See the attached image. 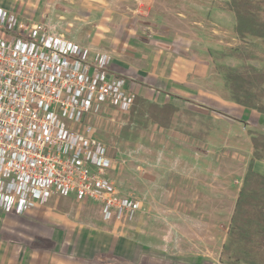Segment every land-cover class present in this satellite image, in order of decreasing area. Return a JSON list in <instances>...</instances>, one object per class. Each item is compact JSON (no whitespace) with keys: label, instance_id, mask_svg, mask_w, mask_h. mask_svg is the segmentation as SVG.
<instances>
[{"label":"rangeland","instance_id":"374dc122","mask_svg":"<svg viewBox=\"0 0 264 264\" xmlns=\"http://www.w3.org/2000/svg\"><path fill=\"white\" fill-rule=\"evenodd\" d=\"M3 1L10 3L8 9L17 20L16 33L28 34L45 16L39 10L32 11L36 18L28 15V9L23 12L24 6H29L32 0ZM40 1L42 4L45 2ZM99 4H103V7L94 9L91 15L79 12L85 18L71 22L73 25L70 22L60 24L62 27L57 26L58 22L45 24L71 36L82 47L80 59L84 62L95 64L103 52L109 51L112 54L111 70L129 77L130 73L119 61L120 52L124 54L132 36L149 37L150 33L146 27L141 30L140 23H137L139 33L136 35L123 26L124 20L133 14L150 22H160L165 27L150 28L152 34L173 37L177 42L171 46L181 52L184 48L192 50L195 54L196 87L191 97L195 102L175 98L174 102L180 108L171 104L177 108L174 126L172 119L169 123L157 122V116H149L148 107L144 109L146 114L141 117L140 125H137L140 122L132 121L131 111L114 116L109 113L100 126L88 122L93 127L94 139L103 143L106 154L109 150L110 157L114 159V167L109 168L107 173L120 195L138 203V209L132 213L109 211L93 200L70 192L66 194L72 196L71 200L64 199L63 207H59L55 215L49 216L46 209H41L37 217H26L27 220L22 219L19 224H10L6 220L3 224L0 221V227H13L14 235L9 238H20L28 247L39 237L44 238L41 244L37 241V246L46 244L54 258L62 257L70 261L84 255L89 262L91 257L101 255L111 264H143L141 244L163 243L160 244L164 246L163 254L167 258H176L171 261L192 263V258L170 255L174 242L180 241L182 249L193 248V245L199 247L201 243L204 245L199 236L208 233L218 220L195 215L220 209L219 200L223 196L219 195L215 185L219 181L227 183L228 193L224 194V198L228 202L225 209L231 223L237 188L243 184L253 157L250 130L264 134V88L257 103L263 108L260 111L237 104L226 82V76L231 72H264V43L255 37H249L247 41L239 39L234 30L236 17L228 6V0H101ZM260 14L264 20V11ZM187 22H195L194 25L191 23L193 32L189 40L184 32ZM167 44L163 43L165 47L170 46ZM243 107L251 109V116L248 117L249 114L241 110ZM190 114L197 115L195 123L190 120ZM232 117L242 118L249 125L239 124ZM130 122L133 124L131 130L134 127L138 130H134L138 133L135 142L122 137L124 126ZM146 146L154 152L142 154L141 150ZM159 147L164 150L169 147L176 149L168 154L156 155ZM180 149L189 153L178 154ZM257 162L255 166L259 173L264 174V161ZM190 164L196 167L200 180L188 170ZM203 178L209 179L211 184L203 185ZM180 189L184 191L180 192ZM205 192H210L212 201L203 204ZM141 208L145 211H141ZM96 232L134 238L140 244L138 251L133 258L119 252L117 259L106 257V253L90 254L85 247L90 243L89 236ZM151 256L156 257L154 254ZM223 260L226 261L224 257Z\"/></svg>","mask_w":264,"mask_h":264},{"label":"built area","instance_id":"2783aa9c","mask_svg":"<svg viewBox=\"0 0 264 264\" xmlns=\"http://www.w3.org/2000/svg\"><path fill=\"white\" fill-rule=\"evenodd\" d=\"M0 27L16 30L2 8ZM79 52L45 23L26 38L0 35V209L23 215L70 192L109 211L138 209L109 177L105 145L87 123L104 107L130 110L135 94L109 71V56L94 68Z\"/></svg>","mask_w":264,"mask_h":264},{"label":"crops","instance_id":"0c3cea01","mask_svg":"<svg viewBox=\"0 0 264 264\" xmlns=\"http://www.w3.org/2000/svg\"><path fill=\"white\" fill-rule=\"evenodd\" d=\"M32 1L33 2L29 6H24L25 8H23V12H26L28 9L30 12H28L29 14H27L31 17L36 18V15H33L32 11H43L45 16L40 19L39 23L58 22L56 23L57 26H61L64 23L69 22V24H72L71 22H76L81 18H85L84 15H81V13L79 12H83L86 14V16H88V14L91 15V12L94 9H101V7H103V4H99L101 0H45L44 4H42L41 1L38 2V0ZM9 4V2H4L3 0H0V8H2L7 13L9 20L11 22H14L15 24V21L17 20H15V18H13V16L11 15L8 9ZM109 9L112 8L109 7ZM22 23L24 22H19V24ZM137 23H140L141 30L146 27L148 29V32L150 33V36H132V39H130V44L126 45L124 49V54L120 52L121 55L119 56V58L121 59L118 58L124 68L128 71V73H130L129 77H126L128 79V85L130 89L134 92L135 96H142L148 101L160 105L174 104L175 106L180 108V105L174 102V100H179L180 98L187 99L188 102L194 103L195 101L191 99L192 95L195 94L197 76L196 62L194 61V52H192V50H186L185 48H181L184 51L181 52L178 50L177 47L171 46L172 43L177 42L173 37H168L167 35H163L161 33L152 34L150 28L165 27V25L161 24L160 22H150L149 20H144L131 14L130 18L124 20L123 26L126 29L132 30V32L134 31V33H136L137 35L139 33V25ZM191 23H193V25L195 24V22H187V27H185L184 29V32L188 36V40L190 39V35L193 32L191 28ZM80 32L81 31H79V33ZM59 34L60 37L70 42H73L74 44L80 47L78 57L81 58L82 47L77 42H75V40H73L71 36L61 32V30H59ZM163 43H168L167 45L170 46L165 47ZM189 51H191L193 54ZM104 55L110 57V62L108 64L109 71L112 73H116L110 68L112 54L109 51L103 52L99 60L95 64H86L95 68L99 65V62ZM241 110L246 114H249L248 117L251 116V109L243 107V109ZM130 111L131 110L120 111L110 107H104L101 114L90 115L88 117L87 123L90 122L100 126L102 123L105 122L104 119L109 117V113H112L114 116L119 115L121 113H128ZM176 117L177 114H175L172 118V126L175 125ZM189 117L190 120L192 119L193 123H195L198 119L197 115L190 114ZM189 117L187 118L189 119ZM109 119L110 118H108V120ZM114 120L115 119L113 118L112 122ZM106 123L108 122L106 121ZM91 128L93 129V127ZM175 149L176 147H169L164 150L160 149L159 147L157 148L155 154H168L173 152ZM181 151L182 149H180V152H178V154L189 153L187 151ZM141 152L142 154L149 155L152 154L154 151L149 146H146L142 148ZM197 152H199V150H197ZM107 154L108 160L106 170L108 172L109 168L114 167L113 165L115 162L113 161L114 159L110 157L109 150H107ZM255 168L256 171L260 172L257 166H255ZM188 170L190 172H193L192 174L195 176V178L197 177L198 180L201 179L194 165L190 164ZM201 183H203V185L205 186H207V184H211L209 179L206 178H203ZM215 185L218 188L217 191L219 195L223 196V198L219 200L220 209L211 212L204 211L201 212L202 215L198 213L197 215H195V217L202 216L204 218H213L218 220V222L214 224V227L209 229L208 233L199 236L200 241L204 242V245L201 243L199 247L193 245V248L189 247L182 249L180 247V241L178 243L177 241H175L173 244V250L170 255L172 254V256H175V254H177L179 258H192L194 261L192 263L191 261H188L187 263L183 264H228L221 260L222 247L227 241L230 223L227 210L225 209L228 199L224 198V194L228 193V188L226 181H219ZM241 185L242 184H239V188H237V195H235V199L238 198ZM182 191L184 190L180 189V192ZM209 194L210 192L204 193L202 197L203 204L212 201V197ZM71 198L72 196H69L66 193L60 194L54 199H52L49 204L26 212L23 215H17L12 211L0 209V221L3 222V224L4 220H6V222H9L10 224L12 222L19 224L22 219L27 220L26 217H37L40 212L39 210L41 209H46L45 212H47L49 216H53L58 212L59 207H63L62 203L64 202V199H68L70 201ZM215 203L218 202L216 201ZM178 217H180L179 212ZM13 231V227L10 226H8L7 229L0 227V264H103L92 260L87 262V260L85 259L86 257L84 255L76 256L72 261L62 257L54 258L52 255H50L51 249H48L46 247V244L37 246V241L39 240V244H41L45 241L44 238L39 237L38 240L35 239L36 242H33V244L31 243L30 247H28L20 238H9L10 235H14ZM89 238L90 243L85 248L89 249L90 254H92V252L106 253L108 254V256L114 258L118 256V252L125 253L126 256L133 258L138 251L137 247L140 245L139 242L134 238H122L120 235L113 234L111 232H96L90 235ZM160 244L146 243L144 246L141 244L143 249L140 250V252L142 251L140 255L143 260V264H182L181 262L171 261L175 260V257L167 258L166 254H163L164 246ZM150 252L152 254H150ZM153 254L156 257H152L151 255ZM92 258L93 257H91V259Z\"/></svg>","mask_w":264,"mask_h":264},{"label":"trees","instance_id":"16d2710c","mask_svg":"<svg viewBox=\"0 0 264 264\" xmlns=\"http://www.w3.org/2000/svg\"><path fill=\"white\" fill-rule=\"evenodd\" d=\"M228 6L236 17L234 30L239 39L247 41L249 37H255L264 43V20L260 14L264 11V0H228ZM14 32L0 27V35L6 39L16 36L28 37V34ZM226 80L237 104L263 111L257 103L264 88V72H231L227 74ZM147 107L149 116H157V122L160 123H169L177 111L171 104L161 106L136 95L131 117L133 122H140L137 125L141 124V117L146 114L144 109ZM232 119L244 126L249 125V122L242 118ZM132 128L131 122L125 125L122 137L135 142L138 139V130L136 127L131 130ZM250 135L254 147L253 157L248 164L235 204L227 241L222 247L221 260L224 261V257V262L228 264H264V174L255 170V163L264 161V134L250 130ZM91 260L111 264L101 258V255Z\"/></svg>","mask_w":264,"mask_h":264}]
</instances>
